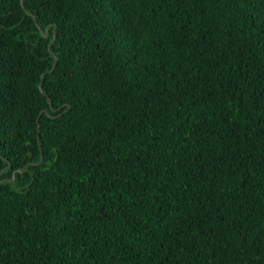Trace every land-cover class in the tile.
Listing matches in <instances>:
<instances>
[{
  "label": "trees",
  "instance_id": "trees-1",
  "mask_svg": "<svg viewBox=\"0 0 264 264\" xmlns=\"http://www.w3.org/2000/svg\"><path fill=\"white\" fill-rule=\"evenodd\" d=\"M21 1L0 264H264V0Z\"/></svg>",
  "mask_w": 264,
  "mask_h": 264
},
{
  "label": "water",
  "instance_id": "water-1",
  "mask_svg": "<svg viewBox=\"0 0 264 264\" xmlns=\"http://www.w3.org/2000/svg\"><path fill=\"white\" fill-rule=\"evenodd\" d=\"M21 3H22V7H23V9L26 10V7H25V4H24V1H23V0L21 1ZM28 14H30L31 16H33L34 19H35V21H36V17H35V15H34L33 13H28ZM37 26L39 27L42 36H44L45 38H48V37H49V28H50V26H48V27L45 29V31L43 30V28H42L38 23H37ZM55 38H56V25H55V28H54V37H53V40H52V41L50 42V44H49V49H50V46H51L52 42L55 40ZM55 59H56V57H55ZM55 65H56V63L54 64V67H55ZM54 67H53L52 69H54ZM39 88L42 90V92H43V94H44L45 96H48V94H47L45 91H43V89H42V88H43V80H42V82H41ZM49 101H50V99H49ZM60 109H61V108H60ZM44 111H46V110H44ZM37 137H38V140H40V126L38 127V136H37ZM42 154H43V153H42ZM5 159H6V160L8 161V163H9L8 167H11L10 161H9L7 158H5ZM42 160H43V155L41 156V159H40L39 163H41ZM26 168H27V166H25L24 169L21 170V172L25 171ZM0 175H1V173H0ZM4 181H11V182H14V181H15V178H14V176H13L12 178L2 179V180H0V184H2Z\"/></svg>",
  "mask_w": 264,
  "mask_h": 264
}]
</instances>
